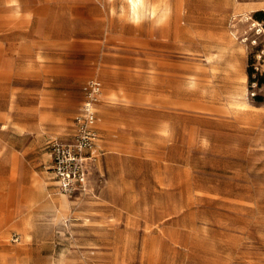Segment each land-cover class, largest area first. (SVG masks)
<instances>
[{"label":"rangeland","instance_id":"1","mask_svg":"<svg viewBox=\"0 0 264 264\" xmlns=\"http://www.w3.org/2000/svg\"><path fill=\"white\" fill-rule=\"evenodd\" d=\"M124 5L0 0V264H264V0ZM91 77L103 153L67 196L47 141Z\"/></svg>","mask_w":264,"mask_h":264},{"label":"built area","instance_id":"2","mask_svg":"<svg viewBox=\"0 0 264 264\" xmlns=\"http://www.w3.org/2000/svg\"><path fill=\"white\" fill-rule=\"evenodd\" d=\"M102 83L88 78L84 96L73 118V132L47 141L49 165L54 186L67 196L83 197L91 193L90 167L100 154L96 150L97 106L102 96Z\"/></svg>","mask_w":264,"mask_h":264},{"label":"bare ground","instance_id":"3","mask_svg":"<svg viewBox=\"0 0 264 264\" xmlns=\"http://www.w3.org/2000/svg\"><path fill=\"white\" fill-rule=\"evenodd\" d=\"M147 2L148 0H125L123 8H127L128 17L138 20L144 16Z\"/></svg>","mask_w":264,"mask_h":264},{"label":"crops","instance_id":"4","mask_svg":"<svg viewBox=\"0 0 264 264\" xmlns=\"http://www.w3.org/2000/svg\"><path fill=\"white\" fill-rule=\"evenodd\" d=\"M84 96V95H83ZM101 100H102V96H101ZM101 100H100V102H101ZM100 102L98 103V105L100 104ZM97 109H98V106H97ZM98 112V111H97ZM97 121H98V113H97V120H96V130H97V132H98V140H97V145H96V150H97V152L100 154V156H99V159H100V157H101V154L103 153V151H102V149L101 148H98V141L100 140V134H99V131H98V128H97ZM98 159V160H99Z\"/></svg>","mask_w":264,"mask_h":264}]
</instances>
